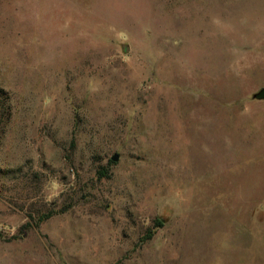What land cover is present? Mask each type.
<instances>
[{
	"label": "rangeland",
	"instance_id": "374dc122",
	"mask_svg": "<svg viewBox=\"0 0 264 264\" xmlns=\"http://www.w3.org/2000/svg\"><path fill=\"white\" fill-rule=\"evenodd\" d=\"M0 84V264H264V0H0Z\"/></svg>",
	"mask_w": 264,
	"mask_h": 264
},
{
	"label": "trees",
	"instance_id": "16d2710c",
	"mask_svg": "<svg viewBox=\"0 0 264 264\" xmlns=\"http://www.w3.org/2000/svg\"><path fill=\"white\" fill-rule=\"evenodd\" d=\"M10 101L8 91L0 84V123L10 115ZM103 173V171H101ZM51 213H44L39 216V220L49 216ZM38 220V221H39Z\"/></svg>",
	"mask_w": 264,
	"mask_h": 264
},
{
	"label": "water",
	"instance_id": "95a60500",
	"mask_svg": "<svg viewBox=\"0 0 264 264\" xmlns=\"http://www.w3.org/2000/svg\"><path fill=\"white\" fill-rule=\"evenodd\" d=\"M253 96H254V97H259V98L264 97V86H262L260 89H258L257 91H255V92L253 93ZM117 157H118L117 153H114V154L112 155V158H113V159H116Z\"/></svg>",
	"mask_w": 264,
	"mask_h": 264
}]
</instances>
